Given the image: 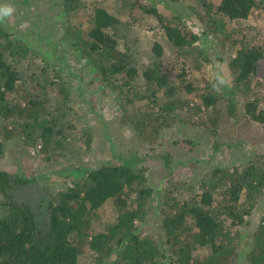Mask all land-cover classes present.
Listing matches in <instances>:
<instances>
[{"label": "trees", "instance_id": "trees-1", "mask_svg": "<svg viewBox=\"0 0 264 264\" xmlns=\"http://www.w3.org/2000/svg\"><path fill=\"white\" fill-rule=\"evenodd\" d=\"M61 1L67 11L82 6L80 0ZM120 1L119 12H127L132 24L147 17L162 36L154 41L150 61L141 70L133 49L127 43L123 49L119 46L123 22L97 0L92 3L88 33L72 18L65 29L66 34L73 33L71 47L85 59L87 70L97 75L101 90L117 94V127L131 128L142 143L154 145L166 131L185 126L177 146L187 154H180L171 166L166 159L172 172L203 162L194 155L197 144H207L203 138L212 137L217 152L231 147L224 124L264 123L260 102L264 0H221L218 5L210 0ZM194 1L199 3L189 4ZM170 4L191 8L203 23L212 50L235 51L228 64L230 87L217 91L212 86L215 79L205 87L186 79L193 70L210 64L212 54H201L203 50L196 46L200 37L185 22L186 14L170 12ZM161 7L167 11L161 12ZM30 52L20 37L0 23V160L18 146L31 145L37 155L44 154L45 161L54 163L75 148L76 139L66 136L64 127L70 125L64 122L60 105L51 108L56 101L51 93L67 102L71 94L60 70L52 81L40 80L36 74L24 77L16 66ZM194 54L201 57L195 68L181 73L180 81L174 79L167 61L174 65L180 56L189 59ZM136 92H142L147 103L135 105L131 94ZM189 125L195 135L188 131ZM91 141L87 132L84 144ZM139 161L118 153L99 167L76 168L71 171L75 179L55 193L42 187L43 179L37 175L25 172L28 176L22 177L21 170L0 169V264H81L87 253L95 264H264V215L248 231L249 218L264 202V154H257L243 168L216 166L200 183L199 179L177 181L179 185L161 201L154 195H161L164 184L149 185L146 168L135 166ZM171 172L165 179L174 184ZM178 190L179 195H174ZM41 199L43 204L38 202ZM110 200L118 217L100 231L98 211ZM158 208L160 212L154 213ZM153 219L156 231L148 230L147 220Z\"/></svg>", "mask_w": 264, "mask_h": 264}, {"label": "rangeland", "instance_id": "rangeland-1", "mask_svg": "<svg viewBox=\"0 0 264 264\" xmlns=\"http://www.w3.org/2000/svg\"><path fill=\"white\" fill-rule=\"evenodd\" d=\"M220 1L210 0L215 5H218ZM80 2L82 6H79L76 11H67L63 8L64 5L61 0H2V3L10 4L15 9L2 24L12 30L31 49L27 57L20 58V63L17 66L14 64L17 69L24 74V77L36 74L40 80L48 79L52 81L57 70H60L61 74L65 76L71 94V101L67 102L61 96L51 93L52 98H56V101L51 102V108L55 110L58 105L62 107L61 112L66 116L64 122L70 125L64 127L65 134L71 138L75 137L76 140L73 142L75 148L62 153L60 159L55 160L54 163L45 161L44 154L37 155L34 148L30 147L31 145L24 146L23 142L21 144L23 146H18L19 148L16 151H9L3 155L0 160V169L12 173L21 170L22 177H27V173L37 175L43 179L39 184L44 188H52L55 193L65 189L69 185V180L75 179L71 175L72 170L76 168L90 170L99 167L103 163L112 161L118 153H122L127 158L136 156L140 159L135 166L146 168L145 174L149 180V185L164 184L161 186L164 188L160 192V196L154 193L156 200L161 201L167 197L169 190H173L176 185H179L177 181L187 182L199 179L200 183L208 176L206 174L216 166L233 168L242 165L241 168H243V165L254 159L257 154H264V142L258 141L264 138V130H262L264 128L260 126L264 123L258 125V123L252 122L253 124L250 126L246 124L247 122L244 123L241 120L237 124H224L225 130L227 129L228 134L231 136L228 141L231 147L220 149L217 152L213 150L212 137L203 138L207 144H197V150L194 151L195 157L203 162L178 168L176 171L171 172L169 166L173 165L180 154H187L177 146V141L184 136L186 127L180 126V124L176 125L171 131H166L167 135L162 136L161 140L154 145L142 143L136 132L131 128L117 127L116 118H114L115 115L120 113L119 106L116 103L117 94L101 90L102 84L98 79L96 80L97 75L87 70L85 59L71 47L70 42L74 36L73 33L66 34L65 31L66 27L69 26L70 18H72L71 21L75 26L82 25V30L85 33L90 31L92 27L90 21L93 9L92 3L95 2L93 0H80ZM97 2H100L97 4L104 5L123 22V29L120 30L119 37L117 36L118 39H121L119 40V46L123 49L125 43H127L133 49L135 61L141 70L150 61L149 57L154 41L161 40L162 36H159L161 35L159 29L152 25V20L147 17L136 24H132L127 12H119L122 8L120 0H97ZM198 3V1H194L189 4L196 6ZM170 5V8H168L170 12H183L186 14L185 22L200 37V41L196 43V46L199 47V50H203L201 54L204 55L205 53L208 56L212 54L211 63L201 70H193L195 68L194 64L201 60V57H197L195 54L189 56V59L180 56L176 59L177 62L174 65L169 64V61H167L166 66L171 71L172 76L175 77L173 78L179 80L181 73L191 69L193 71L186 79H193L194 84L198 83L200 87H205L207 82H212L215 79L214 74L217 72L229 76L228 64L235 51L230 49L217 51L216 48L212 50L211 43L207 39L209 36L203 33V23H200L194 17L195 14L191 13V8L189 7L187 10L184 6ZM160 11L165 12L167 10L161 7ZM123 37L124 39H122ZM245 38L249 41L251 39L249 37ZM244 41L247 42L245 39ZM255 42H259V39L257 38ZM142 96L143 99H140ZM131 97L135 105L147 103V99H144L142 92L133 93ZM91 102H93L92 105ZM260 102L264 105V97ZM10 122L12 124L13 120ZM80 125H83V127H80ZM189 126L188 131L195 135L194 126ZM87 132L92 135V141L90 145L86 146L84 140ZM55 138H58L57 135H55ZM57 140L56 142H58ZM236 140L238 141L236 142ZM112 144H115V147ZM166 159L171 160L169 166ZM70 160L72 162L67 163ZM169 172H171L170 175L174 184L167 183L165 179L170 178ZM164 179L165 182H163ZM35 191L33 190V192ZM51 193L53 192L51 191ZM174 195H179V190L175 191ZM38 202L39 204L44 203L42 199ZM159 206L161 205L159 204ZM160 210L158 208L153 212L159 213ZM263 215L264 202L254 210L252 217L249 218L251 225L248 228L249 232L254 226L258 225L260 217ZM97 217L98 222L96 225H98L97 229L100 231L105 229L106 225L116 221L118 212L114 207L113 200L108 201L98 211ZM158 219L159 217L157 221ZM147 226L148 230H157V222L154 219L147 220ZM81 264H95L94 257L90 253L85 254L81 259Z\"/></svg>", "mask_w": 264, "mask_h": 264}, {"label": "clouds", "instance_id": "clouds-1", "mask_svg": "<svg viewBox=\"0 0 264 264\" xmlns=\"http://www.w3.org/2000/svg\"><path fill=\"white\" fill-rule=\"evenodd\" d=\"M15 9L10 4H4L2 3V0H0V23H3L7 17H9ZM215 75V81L213 83V88L215 90H220L221 88L230 87L231 81L229 77L222 73L217 72Z\"/></svg>", "mask_w": 264, "mask_h": 264}]
</instances>
